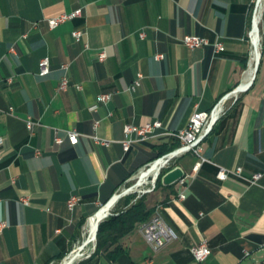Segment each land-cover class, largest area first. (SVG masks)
Segmentation results:
<instances>
[{
  "label": "crops",
  "instance_id": "obj_1",
  "mask_svg": "<svg viewBox=\"0 0 264 264\" xmlns=\"http://www.w3.org/2000/svg\"><path fill=\"white\" fill-rule=\"evenodd\" d=\"M253 3L0 0V219L9 225L0 235V264H264V29L256 56ZM76 10L78 17L48 28V18ZM76 29L83 31L81 41L72 36ZM184 35L219 39L225 50L190 49ZM43 58L51 67L39 76L34 69ZM139 73L140 84L130 91ZM64 77L68 84L61 88ZM248 82L204 139L203 155L213 163L194 172L196 157H175L162 177L176 168L182 177L171 184L161 177L143 192L149 218L161 215L178 237L155 249L140 223L122 238L125 250L117 259L87 258L96 239L84 232L102 206L154 167L162 146L179 145L170 133L187 127L194 111L209 110ZM102 93L112 96L103 102ZM29 119L36 122L31 129ZM154 120L163 125L158 135L125 151L124 125ZM73 129L76 144L66 133ZM93 135L111 143L97 144ZM217 165L241 166L245 178L263 176L257 183L236 176L220 181ZM72 195L81 203L69 209ZM24 196L29 204L20 201ZM204 240L210 253L198 261L192 249Z\"/></svg>",
  "mask_w": 264,
  "mask_h": 264
},
{
  "label": "built area",
  "instance_id": "obj_2",
  "mask_svg": "<svg viewBox=\"0 0 264 264\" xmlns=\"http://www.w3.org/2000/svg\"><path fill=\"white\" fill-rule=\"evenodd\" d=\"M257 13H260L261 15V27L263 30L264 0H254V9L252 14L253 28L251 30L254 51H255L254 30L256 26L255 16ZM79 15H80V10H76L71 13H62L58 16L48 18L47 19L48 28L53 30L59 25L71 19H74L75 17H78ZM72 36L76 41H81L83 38V31L80 29H76L72 31ZM139 36L141 38L145 37V32L144 31L139 32ZM181 40L190 49L198 48L201 46H211L213 48L214 53H220L225 50L224 44L219 39L211 40L206 36L184 35ZM0 46H1V41H0ZM84 46L87 48L86 44H84ZM10 50L14 51V48L11 47ZM106 57L107 55L105 51H101L99 53L100 60L103 61L106 59ZM156 57L158 59H161L163 58V55L157 54ZM50 67H51L50 60L48 58H43L36 63L34 72L36 75L43 76L49 72ZM61 68L64 71H66L68 69V63H64L61 66ZM142 76L143 75L139 73L137 77L132 81V83L128 88L130 91L136 90V88L140 84ZM67 84H68L67 79L66 77H64L62 80L61 88H66ZM250 84L251 82H248L246 84H242L240 86L231 89V91L223 95L209 110L194 111V113L190 117L187 127H185L182 130H179L178 132L170 133L179 140V145L171 152L167 153L163 157L159 158L156 162H154L157 163L161 159L166 158L164 166L162 169H159V173L157 177L154 178L153 182L147 184L152 187H156L158 183V179L162 177L163 172H165L166 170L167 164L172 159L178 156L189 154L196 157V162L193 167L194 172H198L201 165L205 162L213 163L210 159H208L203 155L204 139L212 132L214 125L220 119L222 113L225 111L228 100L230 98L236 100L237 95L240 92L247 91V89L250 87ZM77 88H81V86L77 85ZM111 96L112 93H102L99 95L98 99L100 101L105 102L108 99H110ZM27 123H28V127L31 129L36 122L33 121L32 119H29ZM98 124L99 121H96L95 126H97ZM162 126L163 125L160 120L147 122L143 125H134L130 123L125 124L124 125L125 138L122 140L123 149L125 151H128L134 142H146L149 141L150 139L155 138L158 135L157 130L162 128ZM66 133L71 143L76 144L78 142L79 133L75 129L68 130L66 131ZM92 139L97 144H100L102 146H108L111 143L110 139H103L97 135H93ZM54 142L56 144H60L63 142V138L59 135L58 131H55ZM2 146H3V138H0V164L5 156L4 151L1 150ZM154 163L152 165H154ZM217 167H218V171L216 177L220 181H224L230 176H236V177L244 178L250 183H257L260 180V178L263 176V172L257 171L253 173L250 177L245 178L243 176V168L241 166H238L235 169L226 168L220 165H217ZM15 181H16V177H13L12 182L14 183ZM0 184H1V167H0ZM181 198H184V195H181ZM20 201H22L24 204H29V197L28 196L21 197ZM80 203H81V197L79 195H72L67 200L66 205L69 209H74ZM105 206L106 205L102 206V208H104ZM8 228H9L8 223L0 219V235L4 234ZM139 230L141 231L145 239L155 249L161 248L166 243L178 237V234L175 231V229L171 227L169 224H167L163 219V217L159 214H156L151 218H149L148 220L142 222L140 224ZM95 239H96V235L94 236V240ZM192 252L196 260L203 261L210 253V248L208 246L207 241L204 240L198 246H195L192 249ZM67 264H72V262H69Z\"/></svg>",
  "mask_w": 264,
  "mask_h": 264
},
{
  "label": "trees",
  "instance_id": "obj_3",
  "mask_svg": "<svg viewBox=\"0 0 264 264\" xmlns=\"http://www.w3.org/2000/svg\"><path fill=\"white\" fill-rule=\"evenodd\" d=\"M253 7L254 3L252 5V8ZM176 146V143L170 146H162L160 155L154 158H160L171 152ZM171 168L172 165L167 168V171ZM160 182L161 180L159 179L158 184ZM105 202L106 201H104V203ZM106 214L107 216L101 221L99 234L93 243V249L90 250L89 253L84 254L87 258L93 257L99 253H104L110 260L117 259L125 250L121 244L122 238L132 232L138 224L148 220L151 210L147 209L145 205L144 193L138 194L137 192H131L124 201L118 203L107 211Z\"/></svg>",
  "mask_w": 264,
  "mask_h": 264
},
{
  "label": "bare ground",
  "instance_id": "obj_4",
  "mask_svg": "<svg viewBox=\"0 0 264 264\" xmlns=\"http://www.w3.org/2000/svg\"><path fill=\"white\" fill-rule=\"evenodd\" d=\"M260 24H261V15L260 13H257L255 16V30H254V43H255V54L256 56H258V48L260 46V40H261V36H260ZM261 35H262V31H261ZM166 161V158L161 159L160 161H158L157 163L154 164V167H151L149 169H147L145 172H143L141 175H139V181L137 182V184H135L134 186L130 187V188H125L123 190L122 193H120L119 195H117L114 199H113V203L105 206L104 208H102L101 210H99L96 215L92 218L91 222H90V227H89V233H90V237H94L97 233L98 230V222L102 219L101 217L103 216V214L106 213V211L113 205L120 203L122 201H124L126 199V197L129 194V191L132 188H135L136 186H140L143 183H150L154 181V178L157 177L158 173H159V169H162L164 166V163ZM130 183V182H129ZM123 197V198H122ZM120 198H122L121 200H119Z\"/></svg>",
  "mask_w": 264,
  "mask_h": 264
},
{
  "label": "water",
  "instance_id": "obj_5",
  "mask_svg": "<svg viewBox=\"0 0 264 264\" xmlns=\"http://www.w3.org/2000/svg\"><path fill=\"white\" fill-rule=\"evenodd\" d=\"M182 175H183L182 171H181L180 169L176 168V169L170 170V171H168L167 173H165V175L162 177V181H163L164 184H171V183L175 182L176 180H178L179 178H181ZM128 184H129V183H128ZM128 184H127V186H128ZM127 186H126L125 188H127ZM125 188H124V189H125ZM112 203H113V200L109 201V202L106 203L105 205L108 206V205H110V204H112ZM106 215H107V214H104V216L102 217V219L98 222V226H97V227H98V230H97L96 235H98V233H99V227H100L101 221L106 217ZM91 239H92V238L88 237V239L84 242V244H85L86 242H88L89 240H91ZM74 257H75V256H74ZM74 257H73V258H74ZM73 258H72V259H73ZM70 262H72V260H71Z\"/></svg>",
  "mask_w": 264,
  "mask_h": 264
},
{
  "label": "rangeland",
  "instance_id": "obj_6",
  "mask_svg": "<svg viewBox=\"0 0 264 264\" xmlns=\"http://www.w3.org/2000/svg\"><path fill=\"white\" fill-rule=\"evenodd\" d=\"M260 36H261V31H262V27H261V24H260ZM260 44L262 45V36H261V42H260ZM139 181V176L136 178V179H134V180H132L129 184H128V186H127V189L128 188H130V187H132V186H134L135 184H137V182ZM127 185V184H126ZM150 187V185H148V184H146V183H143V184H141L140 186H136L135 188H132L130 191H129V193H131V192H137L138 194H143V192L144 191H146V189L147 188H149ZM125 188V187H124ZM124 188L123 189H121V191L118 193V194H120V193H122L123 192V190H124ZM118 204V203H117ZM117 204H115V205H113V206H111L107 211H109L110 209H112L114 206H116ZM101 210V209H100ZM106 211V212H107ZM103 216H104V214H103ZM102 216V217H103ZM101 217V218H102ZM89 229H87L86 228V230H85V232H84V234H85V236H87V235H89Z\"/></svg>",
  "mask_w": 264,
  "mask_h": 264
}]
</instances>
